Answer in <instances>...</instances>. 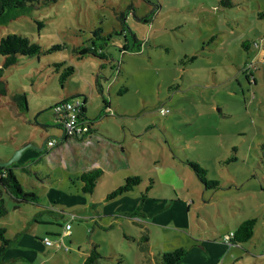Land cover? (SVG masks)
<instances>
[{
    "label": "rangeland",
    "instance_id": "1",
    "mask_svg": "<svg viewBox=\"0 0 264 264\" xmlns=\"http://www.w3.org/2000/svg\"><path fill=\"white\" fill-rule=\"evenodd\" d=\"M8 32L41 51L0 54V159L28 144L11 165L43 205L17 209L4 193L0 226L15 239L0 264H84L94 241L95 264H152L142 234L155 252L169 251L251 216L254 235L227 243L220 264H264V0H55L5 9L0 37ZM15 94H25L26 108ZM66 97L85 101L111 141L70 136L47 141L41 154L36 146L62 136L54 104ZM126 157L123 169L109 166L107 158ZM187 157L219 188H205ZM99 161L108 166L95 190L76 191L70 178ZM132 174L141 181L110 198Z\"/></svg>",
    "mask_w": 264,
    "mask_h": 264
},
{
    "label": "trees",
    "instance_id": "2",
    "mask_svg": "<svg viewBox=\"0 0 264 264\" xmlns=\"http://www.w3.org/2000/svg\"><path fill=\"white\" fill-rule=\"evenodd\" d=\"M55 0H0V14H2L5 9L9 7H23L26 5H35L39 3H50ZM227 1L228 0H224ZM148 20V18H144ZM124 29V25L122 27ZM134 39L138 38L134 35ZM139 41V40H138ZM245 45V44H244ZM41 51V45L31 41V39L22 33L18 32H8L5 35L0 37V54L5 55L8 58H12L16 54L23 55H33ZM89 52V48H83L81 53ZM101 54V53H100ZM60 64H62L60 62ZM75 70L74 65L69 64L65 66L64 70L60 74V81L62 84L65 83L68 76L72 74ZM4 79L0 78V90H5ZM69 97H66L62 100H66ZM14 101L20 107H27V100L25 94H15L13 96ZM105 105L109 106L108 101H104ZM82 115L86 114L85 101H83L81 107ZM57 115V114H56ZM93 119H91V123ZM99 130V128L90 126L89 130L82 135H76L80 139L86 138L88 135L92 134L94 131ZM70 136L63 134L59 139H55L54 143L61 144L67 140ZM51 139V138H49ZM48 151L47 148H44L41 151V154H44ZM42 159V155L35 158L36 161ZM185 161L190 165V167L195 171L199 180L203 183L205 188L216 189L220 186V181L216 178H209L207 175V169L203 167L197 160L193 158H184ZM103 174V169L101 167H94L91 169L81 171L77 176L70 178L72 186L76 191L82 192H93L95 190L98 179ZM141 181V177L138 174H132L125 177V182L118 185L116 188L111 190L108 194L110 198H113L117 195H120L124 192L130 191ZM151 187V184L148 185V189ZM4 193H7L14 200V207L21 209L22 204L24 203H40V195L34 190L24 189L22 183L17 177V174L14 171L12 165H0V217L5 215L8 212L6 205ZM256 217L251 216L243 219L234 229V234L230 240L231 244L244 242L249 240L255 231ZM142 239H147L146 234H142ZM15 237L6 236L5 226H0V258L4 255L7 248L12 244ZM187 248L185 246H178L169 251H163L159 256L161 264H179V261L186 255ZM101 257V253L98 250V244L93 243L89 253L84 259V264H95L97 259ZM120 264H123L121 260Z\"/></svg>",
    "mask_w": 264,
    "mask_h": 264
},
{
    "label": "crops",
    "instance_id": "3",
    "mask_svg": "<svg viewBox=\"0 0 264 264\" xmlns=\"http://www.w3.org/2000/svg\"><path fill=\"white\" fill-rule=\"evenodd\" d=\"M85 106H86V102H85ZM85 116L86 118L88 119H93V118H90L87 116V107H86V114L83 115ZM59 120V124L61 123L60 122V119L58 118ZM93 122L91 123L92 126L94 127H97L99 128V130L97 131H94L92 134L90 135H100L102 137H105L107 139H109L111 141V139L104 135L100 130L101 128L98 126L97 123H99L100 121L99 120H92ZM60 128L62 130V134H63V127L62 125L60 124ZM88 135V136H90ZM87 136V137H88ZM62 137V136H61ZM51 139H56V138H51ZM66 141V140H65ZM64 141V142H65ZM63 142V143H64ZM117 144H121L124 146V144H126V142L124 141H117L116 142ZM62 144V143H61ZM39 146H36V148L38 149ZM45 147V146H44ZM129 147V145H128ZM44 149V148H43ZM43 149H39L40 152L43 150ZM39 152V153H40ZM33 153H37L38 152L36 151H28L27 155H30V154H33ZM40 156V155H39ZM108 159V163H109V166L110 167H113L114 170L116 171H119L121 169H123V167L125 165H130V158H107ZM2 160V159H0ZM25 160H27V158H25ZM126 161H129L128 163L125 162ZM28 162V161H27ZM106 162H102V161H99V162H96L94 165H91V166H88L86 167L85 169H82L81 171L83 170H87V169H91V168H94V167H101L103 169V174L107 171V164ZM23 171H27L29 172L30 169L27 167V165H25L24 163L23 164H20L18 165ZM121 167V168H120ZM112 169V170H113ZM15 171V169H14ZM81 171H79L75 176H77ZM16 173V172H15ZM101 175V176H102ZM182 190L184 191H187L186 189H184L183 187H181ZM128 192V191H127ZM37 204V203H35ZM38 205H43L41 202L38 203ZM46 207V206H45ZM52 207H54V205H52ZM58 222V221H57ZM241 222V221H240ZM239 222V223H240ZM238 223V224H239ZM47 224V223H46ZM51 225H54V224H58V223H53L51 222L50 223ZM48 230H54V229H48ZM55 232H58L56 230H54ZM230 231V230H229ZM234 231V230H233ZM47 236V235H45ZM224 236V235H223ZM216 237V235H212L211 237H209L208 235L206 236H198V237H193L192 238V242L185 246L187 248V253L186 255L179 261V264H220V262L222 261V259L225 261L227 255L229 254L230 250H231V246L228 245L227 243H225L222 239V237ZM141 240L142 243H146L145 246H147L148 250L151 251L152 253V257H151V263L152 264H161V261L159 259V256L161 255V253L163 251H165V247L164 244L162 245H159L157 248H158V251L155 252L153 250V243L149 240V237L147 236V239H142V238H139ZM41 241H43L41 239ZM95 242V241H94ZM236 244V243H235ZM171 249L175 248V247H178V244H172L170 245ZM90 251V250H89ZM88 251V253H89ZM87 253V254H88ZM86 254V255H87ZM86 257V256H85ZM142 260L145 261V249H142V252H141V256ZM15 258V257H14ZM13 259V258H12ZM9 260V258H6L5 261ZM150 260V258L148 259V261Z\"/></svg>",
    "mask_w": 264,
    "mask_h": 264
},
{
    "label": "built area",
    "instance_id": "4",
    "mask_svg": "<svg viewBox=\"0 0 264 264\" xmlns=\"http://www.w3.org/2000/svg\"><path fill=\"white\" fill-rule=\"evenodd\" d=\"M83 101L80 98H68L54 104V110L57 117L62 122L63 132L69 136L82 135L87 132L91 126L90 119L82 115L81 107ZM168 109L163 111L166 112ZM54 139H48V144H54ZM234 234L233 230L226 233L222 239L225 243L231 244L230 240ZM46 244H51L49 237L43 239Z\"/></svg>",
    "mask_w": 264,
    "mask_h": 264
},
{
    "label": "water",
    "instance_id": "5",
    "mask_svg": "<svg viewBox=\"0 0 264 264\" xmlns=\"http://www.w3.org/2000/svg\"><path fill=\"white\" fill-rule=\"evenodd\" d=\"M63 134H64V132H63ZM63 134H62V135H63ZM48 139H49V138H46V139L44 140L43 144H42L40 147H38V149H43L44 146H45V143L48 141ZM27 146H28V144H26V145H24V146L18 148V149L16 150V152L13 154V156L10 157L8 160H0V165H5V166H7V165H11L14 161H16V160H18V159L20 158V156H21L23 150H24Z\"/></svg>",
    "mask_w": 264,
    "mask_h": 264
},
{
    "label": "flooded vegetation",
    "instance_id": "6",
    "mask_svg": "<svg viewBox=\"0 0 264 264\" xmlns=\"http://www.w3.org/2000/svg\"><path fill=\"white\" fill-rule=\"evenodd\" d=\"M61 122V121H60ZM62 125V122L60 123Z\"/></svg>",
    "mask_w": 264,
    "mask_h": 264
}]
</instances>
